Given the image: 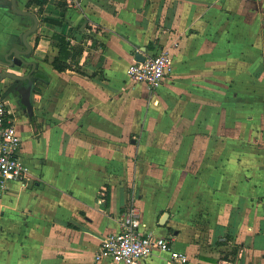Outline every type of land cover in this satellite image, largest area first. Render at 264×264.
I'll return each instance as SVG.
<instances>
[{
  "label": "crops",
  "instance_id": "1",
  "mask_svg": "<svg viewBox=\"0 0 264 264\" xmlns=\"http://www.w3.org/2000/svg\"><path fill=\"white\" fill-rule=\"evenodd\" d=\"M17 4L37 65L0 97L34 179L0 195V264H123L94 255L131 200L188 264H264V0ZM32 24L0 0L2 60ZM144 47L173 59L154 94L127 75ZM11 58L0 72H30Z\"/></svg>",
  "mask_w": 264,
  "mask_h": 264
},
{
  "label": "built area",
  "instance_id": "2",
  "mask_svg": "<svg viewBox=\"0 0 264 264\" xmlns=\"http://www.w3.org/2000/svg\"><path fill=\"white\" fill-rule=\"evenodd\" d=\"M173 72L170 51L163 48L146 56L142 61L134 60L127 66V75L134 84L143 83L151 94L156 93L164 79ZM23 137L5 98L0 97V195L13 182L30 186L34 175L28 164L21 159ZM156 252L169 254L170 262L188 264L187 252L177 250L169 238L159 236L143 228L139 206L131 200L120 216V229L102 238L95 260H109L123 264H141Z\"/></svg>",
  "mask_w": 264,
  "mask_h": 264
},
{
  "label": "water",
  "instance_id": "3",
  "mask_svg": "<svg viewBox=\"0 0 264 264\" xmlns=\"http://www.w3.org/2000/svg\"><path fill=\"white\" fill-rule=\"evenodd\" d=\"M7 4L12 6V8L14 9V11L20 15L23 16H29L30 18H32L33 20V24L32 26L27 29L25 32H23V34L21 35L20 39L22 40V44L25 47L24 49L18 48V47H11V49L9 50V52L6 54V56L4 57V59L2 60L0 58V62H2L3 64H5L6 66H12L14 64V60H12L11 56L14 55L16 58H18L19 60H21L22 62H24L26 65H32V68L30 70V72L28 74L25 75H17L13 72H0V79L2 77L5 76H12L17 80H28L27 85L25 87V89L27 90V92L29 93L30 88H31V84H32V79H31V75L33 74L37 63L35 61H28L25 56H28V54L32 51V47L28 41V36L32 33H34L39 25V19L37 17V15L33 12H31L30 10H23L21 8L18 7L17 4V0H6ZM145 47L138 51L135 55V59L137 61H144L146 59V55L144 54L145 52Z\"/></svg>",
  "mask_w": 264,
  "mask_h": 264
},
{
  "label": "trees",
  "instance_id": "4",
  "mask_svg": "<svg viewBox=\"0 0 264 264\" xmlns=\"http://www.w3.org/2000/svg\"><path fill=\"white\" fill-rule=\"evenodd\" d=\"M53 65L58 69H65L66 67H69L67 64H60L58 59L54 60Z\"/></svg>",
  "mask_w": 264,
  "mask_h": 264
},
{
  "label": "rangeland",
  "instance_id": "5",
  "mask_svg": "<svg viewBox=\"0 0 264 264\" xmlns=\"http://www.w3.org/2000/svg\"><path fill=\"white\" fill-rule=\"evenodd\" d=\"M141 217H142V212H141Z\"/></svg>",
  "mask_w": 264,
  "mask_h": 264
}]
</instances>
